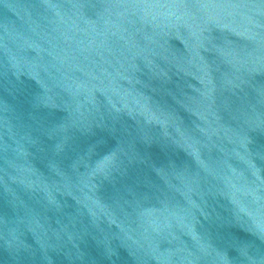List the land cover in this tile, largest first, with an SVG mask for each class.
Masks as SVG:
<instances>
[{
  "label": "water",
  "instance_id": "obj_1",
  "mask_svg": "<svg viewBox=\"0 0 264 264\" xmlns=\"http://www.w3.org/2000/svg\"><path fill=\"white\" fill-rule=\"evenodd\" d=\"M0 264H264V0H0Z\"/></svg>",
  "mask_w": 264,
  "mask_h": 264
}]
</instances>
